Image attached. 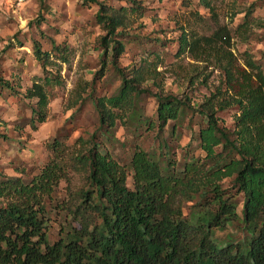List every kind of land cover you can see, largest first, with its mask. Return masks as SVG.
<instances>
[{"label": "trees", "instance_id": "obj_1", "mask_svg": "<svg viewBox=\"0 0 264 264\" xmlns=\"http://www.w3.org/2000/svg\"><path fill=\"white\" fill-rule=\"evenodd\" d=\"M86 2L99 4L96 21L105 31L100 37L105 54L96 78H103L110 51L113 66L125 51L117 36L133 26V14L144 15L145 6L141 0H128L120 7L99 0ZM200 3L214 10L211 0ZM42 7L48 9L44 1ZM253 11L250 7L239 25L242 33L249 30ZM195 14L201 17L198 11ZM211 16L216 26L211 33L184 29L178 38L179 55L214 61L224 75L198 108L205 125L193 138L203 154L185 152L184 160L177 163L166 139L167 133L177 134L176 125L170 132L166 127L169 121L178 125L185 119L188 101L158 93L154 123L137 105L146 72L132 68L128 71L135 72L128 77L119 69L122 84L116 94L99 96L94 88L88 94L100 127L84 153L68 156L65 141L55 139L48 144V163L30 181L0 172V264H264V70L247 55L251 72L239 74L233 33L215 14ZM43 19L39 15L38 24ZM68 49L52 40L51 51H44L41 42L33 39L34 54L45 71L58 60L66 62ZM57 78L34 81L24 92V97L35 100L33 129L49 117L47 87L60 84ZM0 85L14 89L1 76ZM234 107V122L227 126L218 114ZM118 119L135 125V134L142 126L151 130L157 125L162 152L137 145L130 163L122 164L105 141ZM4 138L0 132V139ZM75 162L88 169L90 188L71 194L60 207L66 224L52 241L46 199L62 180L70 182L69 170ZM227 180L231 186L225 187ZM236 195L243 196L241 211ZM231 228L236 229L222 232Z\"/></svg>", "mask_w": 264, "mask_h": 264}, {"label": "rangeland", "instance_id": "obj_2", "mask_svg": "<svg viewBox=\"0 0 264 264\" xmlns=\"http://www.w3.org/2000/svg\"><path fill=\"white\" fill-rule=\"evenodd\" d=\"M43 1L49 10L42 7ZM99 1L115 7L128 4V0ZM141 1L145 6L144 15L133 14V26L117 36L125 44L118 67L110 61V51L105 76L96 78L103 68L105 54L100 42L105 31L96 21L98 3L86 0H22L18 4L0 0V76L14 86L11 89L0 85V132L7 136L0 139V172L30 181L48 163L51 155L48 144L55 139L65 141L68 156L84 153L92 144V135L100 127L99 114L88 94L92 88L99 96L116 94L122 84L119 69L128 77L133 75L130 72H135L128 71L132 68L146 72V79L139 86L144 91L137 105L154 123L157 121L158 93L188 101L185 119L178 125L169 121L166 127L170 132L176 125L177 134L167 133L166 139L177 163L184 160L185 152L203 154L193 138L201 124L205 125L198 108L220 86L224 75L214 61H198L189 53L179 55L178 38L184 29L199 34L211 33L216 27L211 15L215 14L219 23L233 33L232 52L239 74L245 76L246 72H251L246 65L247 55L260 62L264 70V0H211L214 8L211 12L200 0ZM250 7H254L250 28L242 33L238 27ZM196 11L201 17H197ZM41 14L44 19L38 24ZM34 38L41 42L44 51H51L52 40L58 45L68 46V60H55L57 63L43 70L34 54ZM54 76L61 83L47 87L51 98L49 117L33 129L31 109L35 100L24 97V92L34 81L42 82L43 78ZM236 112L234 107L218 115L221 122L231 126ZM134 132L135 125L118 119L113 135L108 137L110 140H105L113 156L122 164L130 163V156L137 145L158 154L162 152L157 125L151 130L142 126L137 134ZM69 174L70 182L62 180L52 197L46 199L52 241L59 237L62 224H66L65 210H59L60 207L70 201L71 194L90 188L88 169L80 163H73ZM129 185H133L132 178ZM224 186H231L229 180ZM236 197L241 211L243 196Z\"/></svg>", "mask_w": 264, "mask_h": 264}, {"label": "built area", "instance_id": "obj_3", "mask_svg": "<svg viewBox=\"0 0 264 264\" xmlns=\"http://www.w3.org/2000/svg\"><path fill=\"white\" fill-rule=\"evenodd\" d=\"M4 1V0H3ZM6 2H10V1H13V2H17L18 4H20V2H22V0H5Z\"/></svg>", "mask_w": 264, "mask_h": 264}]
</instances>
